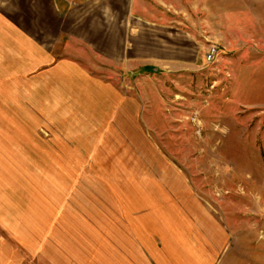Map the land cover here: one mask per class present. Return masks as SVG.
Segmentation results:
<instances>
[{
    "label": "rangeland",
    "instance_id": "1",
    "mask_svg": "<svg viewBox=\"0 0 264 264\" xmlns=\"http://www.w3.org/2000/svg\"><path fill=\"white\" fill-rule=\"evenodd\" d=\"M164 1L154 61L85 52L37 70L26 42L0 45V254H24L12 263L58 264L18 234L30 205L67 201L98 238L122 234L102 227L125 214L131 238L173 236L179 260L264 264V0Z\"/></svg>",
    "mask_w": 264,
    "mask_h": 264
},
{
    "label": "crops",
    "instance_id": "2",
    "mask_svg": "<svg viewBox=\"0 0 264 264\" xmlns=\"http://www.w3.org/2000/svg\"><path fill=\"white\" fill-rule=\"evenodd\" d=\"M164 2V0H0V45L5 41L18 44L26 42L30 61L27 66L37 70L53 68L59 63L70 68L71 62L82 59L85 52L101 54L106 62L112 63H123L128 58L143 62L154 61L163 56L160 55L164 50V47H161L163 39L157 37L156 29L157 26H162L164 16L168 15H164L162 8L158 7ZM165 3L170 4L169 1ZM165 49H171L167 50L171 54L178 52L172 48ZM31 51L35 52L36 58L35 56L31 58ZM146 65L144 67L148 68ZM61 147L62 142L59 141L54 149V158L61 159L65 156L66 149ZM68 193L70 192L65 194ZM25 197L33 196L25 194ZM59 202L53 204L47 211L45 204L42 211L35 210L33 205L29 206L27 233L18 234V244L25 247L26 251L48 259L55 257L58 264L196 263L189 256H183L179 260L174 251L180 242H173V236L169 235V240H164L160 246L156 241L148 244L147 240L137 233L136 238H131L134 229L130 228V223H125V214L122 223L110 221V224L106 223V227H102L108 232L113 229L121 230L122 234L116 238L109 235L98 238L93 233L99 230L97 218L93 215L88 216L87 212L82 210L70 213V204L67 201L61 204ZM57 204L59 210L55 208ZM117 204L120 211L124 212L123 203ZM31 216L37 218L33 224L29 223ZM130 229L132 231L129 232ZM125 231L128 232L127 235ZM13 249L16 254L11 258L0 254V264H10L11 261H20L24 258L23 252Z\"/></svg>",
    "mask_w": 264,
    "mask_h": 264
},
{
    "label": "built area",
    "instance_id": "3",
    "mask_svg": "<svg viewBox=\"0 0 264 264\" xmlns=\"http://www.w3.org/2000/svg\"><path fill=\"white\" fill-rule=\"evenodd\" d=\"M215 51H216L215 48H211V52L208 54L207 58L211 60Z\"/></svg>",
    "mask_w": 264,
    "mask_h": 264
}]
</instances>
